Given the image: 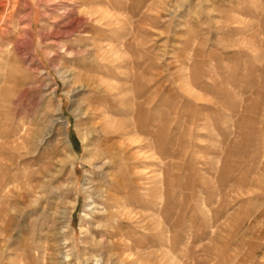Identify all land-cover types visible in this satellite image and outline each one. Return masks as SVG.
<instances>
[{"label": "rangeland", "instance_id": "obj_1", "mask_svg": "<svg viewBox=\"0 0 264 264\" xmlns=\"http://www.w3.org/2000/svg\"><path fill=\"white\" fill-rule=\"evenodd\" d=\"M24 1L0 41V126L29 134L38 175L24 209L4 206L0 264H264V0H119L132 33L90 23L67 40V10L108 0ZM106 120L116 167L99 155ZM125 163L137 193L114 231Z\"/></svg>", "mask_w": 264, "mask_h": 264}, {"label": "bare ground", "instance_id": "obj_2", "mask_svg": "<svg viewBox=\"0 0 264 264\" xmlns=\"http://www.w3.org/2000/svg\"><path fill=\"white\" fill-rule=\"evenodd\" d=\"M45 1H47V0H43V2H45ZM53 1H57V0H53ZM58 1L60 3L61 2L63 3V4L60 5V7L63 6V8L64 7L67 8V9L69 8V6H68L69 3L67 2V0H58ZM92 1H94L93 3H96V4H99V3L102 2L101 0H92ZM91 3H89L88 0H80V4H81L80 7H82L83 5L85 6L87 4H91ZM107 3H108V5L110 7H112V11L111 10H107V11H103L102 10L101 11L98 8H94L92 10L88 9L86 11H84V10L80 11V10L77 9V11L75 10V12H74V9L67 10L66 11L67 12L66 13L67 16L64 15V16H66V18L62 21L61 24L57 25L58 26V29L56 30L57 32H55V34L53 35L54 39H56L58 37H61L62 39L66 38V40H67V38H71L72 36H75V34H79L80 32H82L81 29L85 28L87 26V24H90V23H92V25L93 24H97L98 27L94 25V29L98 28V32H100L99 35H102L103 31H105V29L104 28L102 29L101 26L102 27H104V26L105 27L106 26L109 27V26H114V25H118L119 29L118 28L111 29V32H115V31H118V30L127 31V30L132 29L131 30V33H132V31L134 30V28H133V24H134V22H133V9H131L127 5H125V7L123 9L125 11V16H123V15H119V14H121V13H119L120 6H122L119 3V0H108ZM52 4H53V2H52ZM28 7H29L28 4L24 0H3V1L0 2V41L3 40V39L5 40V39L8 38V34L10 33V26H13V25H14V27L15 26H21L22 22L25 21V18H29L30 17V14L25 15V16L21 17L20 20H18L16 22L18 17L21 16L23 12L28 10ZM70 8H73V7H70ZM9 9H10V11H9ZM65 10H63V12ZM20 13H21V15H20ZM75 13L77 15L76 17H74ZM82 16L83 17L87 16V18H89V19L86 20ZM88 21H90V22H88ZM30 25H31V23H30ZM19 34L20 35L23 34L25 37H28L29 39H32V36L30 34V29H20ZM121 40H122V38H121ZM103 121H105V120H103ZM114 121H115V118H114ZM114 121L106 120V122L104 124V130H102V132L104 131L103 136L105 137L104 143L105 144H110V145H108L106 147L105 151H102L99 155L101 157H105V158L109 159L110 164L112 166L116 167L117 160L120 159L119 161H121V162L127 161V160L125 158L126 156H122V157L120 156L123 153L121 151L122 147L120 146V149H119V147L115 146L114 143H110V142L113 141V139L115 138V134L118 131V127L113 123ZM125 127H127V126H125ZM15 132L13 130L4 131L3 130V126L2 125L0 126V158H1L0 159V223H2L4 221V223H5L4 230H7L10 227V225L13 224L12 223L13 218H11L10 220L9 219L7 220V218H5L6 216H3V214L7 211V209H5V207L7 205H10L12 203V201L14 202V198H15L17 201H19V203H21V205L23 206V209H24L26 207V205H27L26 197L28 196L27 195L28 190L31 188L33 182H35L36 176L38 175V174L36 175L35 172L34 173L31 172L30 171L31 169L29 170V168L32 167L31 165L29 167L27 165L28 163L26 164V162L28 160H26L25 157L29 154V152H28V150H29L28 149V146H29V139H28L29 138V134L25 133L23 136H21V137L18 136L17 137ZM105 144H104V146H105ZM60 151H61V149L59 150V148H58L57 152L60 153ZM114 151L116 153H114ZM115 154L116 155L118 154L117 155L118 156L117 160L115 158ZM36 159H38V158H36ZM30 160L32 161V159H29V161ZM39 162H40V159H39ZM39 162H37V164ZM65 163H66V158H63L59 162L58 168L56 170L58 173H62L63 172V168H64L63 166H64ZM45 164H46V162H45ZM125 165H127V170L122 169L124 171L122 173H120L119 175L117 174L116 177L118 178V181H117V178L113 181V182H115V186L117 185V187H115V190H112V191H114L112 195H108V200L105 203V208L107 209V212L109 211L108 209H111V210L116 209V211H117V209L121 210L120 212L117 211V213L109 212L110 220L113 221V222H116V224H113L112 222H110V223L113 224V226L111 228L114 231H118L120 229H123V227L127 226V225L124 226L123 223H125V222L130 223L129 221L132 220V218L130 217V215L132 214V213H130L131 211H129L128 215L125 214V213L128 212V209H127L126 205H131V202L129 201L128 198L131 195H133L134 193H137L135 185L131 188V186L128 184V180H129V178H131V175H130L131 173H129L131 170L129 169L130 165H128V163H125L124 166ZM34 167H35V165H34ZM118 167H120V169H121V166H118ZM48 170H49V168H48ZM41 173H43V172H41ZM46 173H47V171H46ZM48 173L51 174V175L54 174L50 170L48 171ZM49 178L50 177H48V179ZM119 178H120V180H119ZM44 180H46V179H44ZM19 182H23L24 184L21 185L22 183L20 184ZM122 182H123V185H124V187L126 189H123V191H120V190H118V188H119V186H120V184ZM42 183H44V182H42ZM161 183L164 184V181L162 180ZM16 184H18V185H16ZM162 184H161V187H162ZM95 189H98V188H95ZM159 194H157V195H159ZM89 197H91V196H89ZM122 199H125V203L124 204L121 202ZM161 202H163V201H161ZM122 204H123V206H122ZM123 210H124L125 213H122ZM15 211L18 212V210H15ZM113 211H115V210H113ZM124 214L126 215V217H125ZM179 215H180V212L178 214V217H179ZM0 226H2V224ZM166 232H168V231H166ZM113 233H115V232H113ZM128 248L129 249H133V245H129ZM66 256H68V255H66ZM20 262L22 264H24V260H21ZM99 263H100V261H97V264H99Z\"/></svg>", "mask_w": 264, "mask_h": 264}]
</instances>
